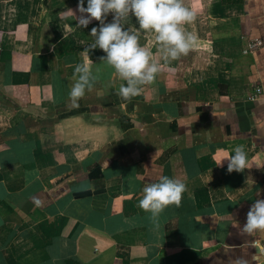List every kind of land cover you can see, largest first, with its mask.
I'll return each mask as SVG.
<instances>
[{
  "label": "crops",
  "instance_id": "obj_1",
  "mask_svg": "<svg viewBox=\"0 0 264 264\" xmlns=\"http://www.w3.org/2000/svg\"><path fill=\"white\" fill-rule=\"evenodd\" d=\"M187 2L198 46L166 64L154 36L138 32L162 69L124 99L106 53L84 52L101 22L78 27L79 0H0V264H234L260 254L264 234L242 228L264 199V0ZM125 24L135 28V17ZM88 56L98 79L74 106V68ZM238 144L249 162L229 172L219 162ZM161 175L187 190L153 219L138 201Z\"/></svg>",
  "mask_w": 264,
  "mask_h": 264
},
{
  "label": "clouds",
  "instance_id": "obj_2",
  "mask_svg": "<svg viewBox=\"0 0 264 264\" xmlns=\"http://www.w3.org/2000/svg\"><path fill=\"white\" fill-rule=\"evenodd\" d=\"M66 11L73 13L72 9ZM78 11L81 14L78 27H87L92 19L101 22L98 28L91 29L94 39L84 52L102 49L106 53L101 61L118 74L122 82L117 94L124 99L140 95L162 69V64L154 59L155 53L140 43L138 32L154 36L156 51L166 64L186 56L199 44V36L186 27L196 19V12L187 0H86V6L85 0H79ZM109 14H112V21L106 23ZM129 16L135 17V28L125 24ZM89 60L90 56L74 68L76 79L68 92L74 106H78L79 100L92 90L98 79L99 67H90ZM225 160L229 172L245 170L249 162L245 145H236L230 155L222 157L219 165ZM186 190L182 180L161 175L143 185L138 205L155 219L167 206L180 204ZM36 203L40 201L37 199ZM242 232L264 234V199H255L247 212ZM259 252L251 260L241 258L234 264H252V261L261 264L264 248Z\"/></svg>",
  "mask_w": 264,
  "mask_h": 264
},
{
  "label": "built area",
  "instance_id": "obj_3",
  "mask_svg": "<svg viewBox=\"0 0 264 264\" xmlns=\"http://www.w3.org/2000/svg\"><path fill=\"white\" fill-rule=\"evenodd\" d=\"M261 42H255L250 45V50H254L256 47L260 46ZM263 95V91L261 88H257L254 94L250 97L251 100H258Z\"/></svg>",
  "mask_w": 264,
  "mask_h": 264
},
{
  "label": "trees",
  "instance_id": "obj_4",
  "mask_svg": "<svg viewBox=\"0 0 264 264\" xmlns=\"http://www.w3.org/2000/svg\"><path fill=\"white\" fill-rule=\"evenodd\" d=\"M86 48H88V46L86 47ZM94 51H96L95 49L94 50H92V51H90L89 50V55L91 56V58H93V59H95L96 58V56H95V54H94Z\"/></svg>",
  "mask_w": 264,
  "mask_h": 264
}]
</instances>
